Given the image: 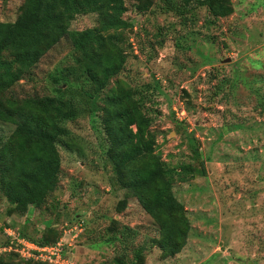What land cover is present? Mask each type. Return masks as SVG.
I'll use <instances>...</instances> for the list:
<instances>
[{
  "label": "rangeland",
  "instance_id": "obj_1",
  "mask_svg": "<svg viewBox=\"0 0 264 264\" xmlns=\"http://www.w3.org/2000/svg\"><path fill=\"white\" fill-rule=\"evenodd\" d=\"M165 1L143 0L144 10L125 2L119 21L128 27L116 31L124 63L108 87L122 81L141 107L153 151L182 205L185 245L164 258L152 245L157 226L112 183L101 113L88 112V101L73 92L80 86L63 92L55 80L76 57L62 39L9 89L19 98L68 99L71 93L77 105L76 117L62 123L58 181L43 203L19 213L0 193V264H35L10 255L14 244L7 249L6 232L29 241L49 229L65 244L69 264L130 263L136 253L142 264H264V0H226L230 13L222 18L212 17L200 0L184 9L170 0L173 10ZM22 2L0 0V39ZM95 25L87 14L68 29ZM12 129L0 124V136Z\"/></svg>",
  "mask_w": 264,
  "mask_h": 264
},
{
  "label": "trees",
  "instance_id": "obj_2",
  "mask_svg": "<svg viewBox=\"0 0 264 264\" xmlns=\"http://www.w3.org/2000/svg\"><path fill=\"white\" fill-rule=\"evenodd\" d=\"M190 1L180 0L182 9ZM125 2H136L137 10L147 6L143 0H23L17 17L0 39V124L13 127L7 137L0 136V193L24 213L28 206L39 207L44 196L55 189L59 174L56 144L66 132L62 123L76 117L75 97L70 93L68 99L19 98L9 94V89L29 74L44 53L65 39L76 57L55 79L63 83L59 91L80 86L79 92L76 88L73 92L85 97L88 112L101 113L103 153L111 166V181L135 198L157 226L158 237L152 245L164 258L173 257L186 240L182 205L173 196L165 166L153 151V135L146 129L133 92L119 80L108 87L124 63L121 34L116 31L128 27L119 21L126 11ZM225 2L200 0L198 4L212 17L222 18L230 13ZM165 3V9H176L170 0ZM87 14L95 16L94 27L68 29L73 18ZM120 204L121 210L123 201ZM56 239L49 229L39 240H28L44 246ZM135 257L134 262L115 259L113 264H142V256L136 253Z\"/></svg>",
  "mask_w": 264,
  "mask_h": 264
},
{
  "label": "built area",
  "instance_id": "obj_3",
  "mask_svg": "<svg viewBox=\"0 0 264 264\" xmlns=\"http://www.w3.org/2000/svg\"><path fill=\"white\" fill-rule=\"evenodd\" d=\"M6 236L10 238V244L7 249L10 250L11 245L14 244L13 252L21 258L41 264H69L64 258L65 244L62 243V240H58L51 245L39 246L35 243L24 241L19 236H15L13 232H6Z\"/></svg>",
  "mask_w": 264,
  "mask_h": 264
}]
</instances>
